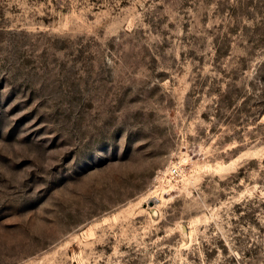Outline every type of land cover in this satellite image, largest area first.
<instances>
[{"label": "rangeland", "instance_id": "1", "mask_svg": "<svg viewBox=\"0 0 264 264\" xmlns=\"http://www.w3.org/2000/svg\"><path fill=\"white\" fill-rule=\"evenodd\" d=\"M0 264H264V0H0Z\"/></svg>", "mask_w": 264, "mask_h": 264}]
</instances>
